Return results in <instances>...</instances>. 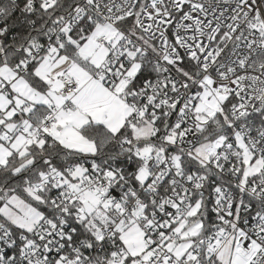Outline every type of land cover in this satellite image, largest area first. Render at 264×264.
I'll list each match as a JSON object with an SVG mask.
<instances>
[{
    "label": "snow or ice",
    "instance_id": "snow-or-ice-1",
    "mask_svg": "<svg viewBox=\"0 0 264 264\" xmlns=\"http://www.w3.org/2000/svg\"><path fill=\"white\" fill-rule=\"evenodd\" d=\"M0 264H264V0H0Z\"/></svg>",
    "mask_w": 264,
    "mask_h": 264
}]
</instances>
